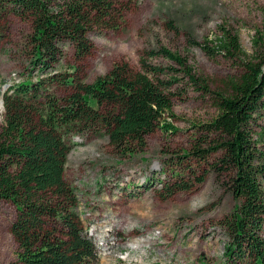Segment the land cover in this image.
Listing matches in <instances>:
<instances>
[{
	"label": "trees",
	"instance_id": "1",
	"mask_svg": "<svg viewBox=\"0 0 264 264\" xmlns=\"http://www.w3.org/2000/svg\"><path fill=\"white\" fill-rule=\"evenodd\" d=\"M128 9L118 0H0V42L10 17L28 19L32 26L29 77L5 93L0 127V200L17 211L10 234L19 264L98 261L78 213L76 190L65 175L68 156L77 146L74 139L97 135L108 139L116 152L132 155L144 150L157 130L177 133L166 119L175 117L168 91L178 82L168 75L179 71L217 110L211 122L195 127L199 137L186 158L205 162L218 155L213 167L226 177L239 202L221 223L228 238L225 264H264L263 133L255 130L264 116V37L255 42L253 55L229 32L202 47L212 57L238 59V74L220 92L201 83L185 58L164 47L146 50L138 72L116 64L92 83L63 65L68 47L82 62L94 50L90 34L121 30ZM168 27L178 32L174 24ZM158 57L179 69L157 66L153 60ZM197 181L203 184L205 179ZM194 186L164 182L163 198Z\"/></svg>",
	"mask_w": 264,
	"mask_h": 264
},
{
	"label": "rangeland",
	"instance_id": "2",
	"mask_svg": "<svg viewBox=\"0 0 264 264\" xmlns=\"http://www.w3.org/2000/svg\"><path fill=\"white\" fill-rule=\"evenodd\" d=\"M118 1L129 8L121 30L90 34L94 50L82 62L72 47L66 50L63 65L77 69L83 82L92 83L121 63L138 72L146 50L164 47L185 58L192 75L212 91H225L238 74V59L212 57L202 47L229 32L238 36L244 52L253 55L255 42L264 37V0ZM5 32L0 42V127L5 93L29 77L31 22L12 16ZM153 63L179 69L163 57ZM172 75L178 78L168 91L175 117L166 120L177 133L157 130L146 148L132 155L116 152L108 139L97 135L74 139L77 146L68 156L65 175L97 248L98 261L93 264H225L228 238L221 223L239 202L229 192L226 177L213 167L218 155L205 162L186 158L199 137L195 127L211 122L217 110L185 73L171 72L168 77ZM255 130L263 133L264 151V116ZM201 178L205 181L198 184ZM174 181L195 186L164 199L163 183ZM16 215L12 203L0 200V264H19L10 234Z\"/></svg>",
	"mask_w": 264,
	"mask_h": 264
}]
</instances>
